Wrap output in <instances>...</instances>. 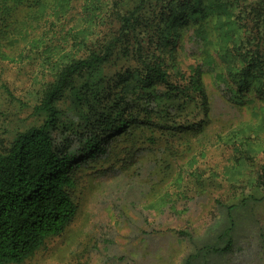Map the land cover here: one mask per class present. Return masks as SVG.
<instances>
[{
  "label": "trees",
  "instance_id": "trees-1",
  "mask_svg": "<svg viewBox=\"0 0 264 264\" xmlns=\"http://www.w3.org/2000/svg\"><path fill=\"white\" fill-rule=\"evenodd\" d=\"M76 1L0 0V54L24 51L19 67L38 80L32 113L40 120L0 150V264H21L65 230L81 169L126 168L157 130L203 134V72L230 102L264 99V0H80L78 17ZM183 40L191 46L178 47ZM180 49L194 59L188 73ZM263 125L264 115L226 140L216 134L238 167L252 160L250 133ZM251 184L231 214L264 200V163Z\"/></svg>",
  "mask_w": 264,
  "mask_h": 264
},
{
  "label": "rangeland",
  "instance_id": "rangeland-1",
  "mask_svg": "<svg viewBox=\"0 0 264 264\" xmlns=\"http://www.w3.org/2000/svg\"><path fill=\"white\" fill-rule=\"evenodd\" d=\"M79 4L73 14L81 11ZM182 43L188 46L183 40L178 47ZM19 51L5 50L7 59L0 54L1 151L18 130L40 121L32 113L38 80L32 69L19 67L26 63ZM179 62L188 73L194 59L180 49ZM202 76L209 99L204 133L162 135L157 130L126 168L78 171L73 220L21 264H264V200L230 212L233 199L251 192L264 163V125L250 133L252 160L242 167L234 162L231 143L216 136L219 132L226 140L235 126L263 116L264 99L230 102L214 74ZM54 135L61 139L62 128Z\"/></svg>",
  "mask_w": 264,
  "mask_h": 264
}]
</instances>
